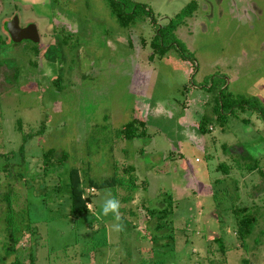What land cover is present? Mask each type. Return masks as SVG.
Returning <instances> with one entry per match:
<instances>
[{
  "label": "rangeland",
  "instance_id": "1",
  "mask_svg": "<svg viewBox=\"0 0 264 264\" xmlns=\"http://www.w3.org/2000/svg\"><path fill=\"white\" fill-rule=\"evenodd\" d=\"M30 1L63 30L37 66L27 59L31 80L0 88V264L15 256L7 216L18 229L35 222L18 264H264V0H196L163 37L187 59L151 42L191 0H134L157 22L141 14L129 27L109 0ZM133 119L142 135L122 138ZM48 149L65 158L45 169ZM128 166L129 200L124 188H86L89 210L73 213L70 167L100 183Z\"/></svg>",
  "mask_w": 264,
  "mask_h": 264
},
{
  "label": "trees",
  "instance_id": "2",
  "mask_svg": "<svg viewBox=\"0 0 264 264\" xmlns=\"http://www.w3.org/2000/svg\"><path fill=\"white\" fill-rule=\"evenodd\" d=\"M126 1L129 4V10H126ZM110 2V8L113 12V14L116 16L117 20L121 25L127 26L131 23H134L136 20V17L139 15H143L146 17H150L152 21H154L153 14L150 10H146V7L144 4L140 3H133L130 0H109ZM197 8V2L195 0H191L188 4H186L183 9L176 14L175 18L178 19V22L174 23L173 20H170L167 25H165L162 28L158 29V32L156 35H154V38L152 39V47L155 51L158 50L159 54L162 56L165 53V50L171 46L174 42H168L164 43L163 37L167 33L174 32L176 26L183 21L185 17L190 16L194 10ZM138 19V18H137ZM175 48L179 51L180 55L182 58H187L184 54V48L177 42V38L175 37ZM161 40V41H160ZM160 46L161 48L157 47ZM144 128V122L137 121L135 119L129 121L126 123L122 129L119 131L121 134L122 138L124 139H134L136 137H140L139 131L141 130L140 128ZM27 137L23 138V143L26 142ZM23 144L19 147V152L23 153ZM54 156L58 158V162H61L62 159L65 158V155L62 153L61 155H56L55 150L53 149H48L46 150L43 155H42V160L45 169H49L50 166L53 164ZM61 160V161H59ZM5 170L8 171V167L4 168ZM7 171H4L7 173ZM134 169L132 166H128L125 169L123 168L122 172L115 173L113 176L103 180L102 182L98 183L95 182L94 180L88 178V179H83L81 177V174L79 170L76 167H70L69 170L67 171V186L69 188V193L71 197V205H72V211L74 214L78 215L82 212H86L89 210V205L91 203V195L90 193H86V188L94 189L96 188H116L120 187L119 189H125L127 192V187L128 186H133L132 184L135 185L136 177L134 176ZM10 175V173H8ZM128 193V192H127ZM9 196L8 192H6V197ZM128 196V197H127ZM126 197H122V200L125 201L127 198H129V193ZM132 198V197H131ZM171 201H173L171 198H169ZM170 201V202H171ZM7 209L6 211L12 212L13 207L10 199H7ZM246 207L242 208V211H246ZM164 209L161 211L163 212ZM147 212H149L147 210ZM256 218L253 216L249 217H243L240 220L237 221V234L244 238V237H249L251 234V231L255 225ZM5 223H6V245H5V255H15L13 260L9 264H18L19 263V256L17 254V248L16 245L19 243L20 239L24 235V233L29 232L30 236L31 233L34 234V228L32 227L35 222L32 220L28 221L29 225L27 227H23L21 229H18V227L15 224V222L12 221V218L9 216L5 217ZM31 261L33 263L32 255L30 254ZM5 259V257H2V261ZM248 260H243V263H248Z\"/></svg>",
  "mask_w": 264,
  "mask_h": 264
},
{
  "label": "flooded vegetation",
  "instance_id": "3",
  "mask_svg": "<svg viewBox=\"0 0 264 264\" xmlns=\"http://www.w3.org/2000/svg\"><path fill=\"white\" fill-rule=\"evenodd\" d=\"M130 1L139 3L134 0ZM32 4L34 3L30 0H0V88L9 80H31L33 75H31V73L29 75L25 69V67H27V59L30 60V64L33 63L37 66L40 50L44 49L47 43L53 40V36L58 33L57 30H63L59 28L58 22L50 23V25L53 26L47 28L45 23L47 22L46 17L37 13ZM146 10L149 9L146 8ZM190 16L185 18H189ZM148 18V20L153 23V26H155L157 22L155 17L154 21H152L150 17ZM141 20L136 19L135 22L131 24H135ZM165 20H168L167 23L160 24V26L158 24L156 25L154 35L157 34L159 28L167 25L171 19L165 17ZM64 21L67 22L66 20ZM42 22L43 25L41 26ZM131 24L127 25V27ZM54 25H57V27ZM63 25L66 24L64 23ZM62 44L65 45L64 40H62ZM180 57L182 58L181 55Z\"/></svg>",
  "mask_w": 264,
  "mask_h": 264
}]
</instances>
